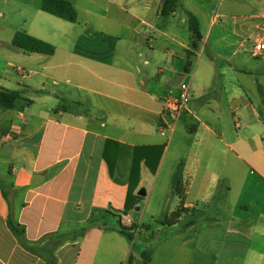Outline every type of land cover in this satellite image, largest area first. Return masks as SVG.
I'll return each mask as SVG.
<instances>
[{
  "label": "crops",
  "instance_id": "crops-1",
  "mask_svg": "<svg viewBox=\"0 0 264 264\" xmlns=\"http://www.w3.org/2000/svg\"><path fill=\"white\" fill-rule=\"evenodd\" d=\"M107 1L115 17L97 27L102 35L94 40L79 35L55 44L29 31L51 43L53 54L12 46V56L27 69H17L12 89L21 99L0 107V264H81L79 253L70 263L65 257L81 234L68 238L71 231L62 226L87 189L88 214L115 216L116 224L106 228L115 235H103L84 264H121L133 247L116 229L127 191L141 176L157 180L163 170L164 184L173 191L176 182L182 186L186 211L195 210L186 197L192 187L207 193L201 195L206 200L219 185L239 195V214L230 221L200 214L190 221L193 231L177 245L184 259L192 254L200 264L205 250L228 238L240 242L239 264H264V118L247 119L264 107V66L258 62L264 61L246 47L250 37L264 40V0H180L167 16L160 13L162 0ZM185 10L198 22L195 48ZM247 75L259 99L239 82ZM2 81L0 75V88L10 89ZM182 82L189 85L188 111L178 120L182 125L177 121L162 135V97ZM173 136L187 156L170 169L165 160ZM9 214L33 250L9 230ZM62 234L66 238L55 245ZM215 257L207 261L217 264Z\"/></svg>",
  "mask_w": 264,
  "mask_h": 264
},
{
  "label": "rangeland",
  "instance_id": "rangeland-1",
  "mask_svg": "<svg viewBox=\"0 0 264 264\" xmlns=\"http://www.w3.org/2000/svg\"><path fill=\"white\" fill-rule=\"evenodd\" d=\"M70 1L76 10V20L74 22H68L56 16L46 14L40 9L41 0H0V75L5 79L2 82L6 86L8 85V88L16 89V84L21 75L17 69H27L20 58L12 56L15 53L13 51H16L12 50L14 48L11 45V39L15 31H38L36 33L50 38L55 44H59L65 38V41L72 42L79 35H83L85 40H94L95 37L102 35L99 33L97 27H100L104 23L107 24L109 18L115 17V5L107 0ZM105 10L108 19L101 15ZM109 22L115 28V22ZM108 28L111 30V33H114V29L111 26H108ZM252 45L253 38L250 37L247 40L246 47L252 48ZM245 58H248L250 63H252L251 61L255 62V58L252 59L248 54L245 55ZM191 60L193 61L194 57ZM258 62L261 63V67L263 68V62ZM239 80V82H245L246 90L252 98L259 99L256 87L252 84L253 79L250 76L247 75L242 80ZM215 88L217 87L213 86V90ZM257 109L260 111L255 117H251L247 113V119L251 123L264 118V112H261L264 107H257ZM188 120L192 121L190 118ZM180 125H182L181 120L177 123V126ZM231 127V130L234 131L232 122ZM174 137L168 143L166 150L165 163H170V169L172 165L174 167L178 166L177 158L184 162L187 156V150L178 152L177 138ZM163 174L164 170L157 180L151 174L141 176L140 178L137 175L140 182L138 181L133 186L131 185L133 195H138L139 191H144L145 194L143 196L140 195L141 197L136 205L124 211L130 217V223L124 225L128 228L132 227L130 229L132 241L128 240V238L125 239L129 244H133V247L131 248L130 256L121 261V264H142L144 260L143 253L149 257L150 264H197L195 255L192 258L191 254L189 258L184 259L183 251H178L177 249L181 235L186 233L191 234L193 231L189 225L190 221L195 220L199 216L198 214L223 218L225 221H230L232 216L237 217L239 214V211L235 207L239 201L237 191L227 192V190L219 185L212 195L206 197L209 200H206L201 195L207 193H198L197 188L192 187L186 193V197L192 202L195 210L184 211L173 225H163L162 222L165 220V217L169 215L177 204L173 188L168 187L167 182L164 184ZM75 190L76 186L73 188L71 198L75 196ZM88 196L89 189L85 191L84 202L80 208L73 210L69 207L62 226L64 233L71 231L66 234L68 238L74 234H78V232L82 235L78 237L77 245L73 246L70 244L67 246V255H65L67 263H70L75 254L79 253L80 262L84 264L85 258L100 244L103 235H115V232L106 229L109 226H115V216L103 213L105 217L102 218V213L98 211L88 214L86 208ZM56 241L57 239L54 242ZM239 248L240 242L238 240L230 242L227 238L226 241H216L212 252L205 250L201 254L199 263L211 264L207 260L216 256L217 264H239ZM217 253L220 254L216 255ZM112 264H118V261L115 262L114 259Z\"/></svg>",
  "mask_w": 264,
  "mask_h": 264
},
{
  "label": "trees",
  "instance_id": "trees-1",
  "mask_svg": "<svg viewBox=\"0 0 264 264\" xmlns=\"http://www.w3.org/2000/svg\"><path fill=\"white\" fill-rule=\"evenodd\" d=\"M179 5L180 0H162L160 13L162 16H167ZM40 9L69 22H74L76 20V10L70 0H41ZM185 15L187 17V24L192 37V47L195 48L198 41L201 39V34L198 29V22L194 14H192L190 11L185 10ZM11 44L13 47L24 52H38L47 55H51L54 52V46L51 43L32 36L24 30H17L14 32L11 39ZM190 55L191 53L189 52L188 56ZM20 99L21 94L18 90L2 87L0 88L1 108H10L15 104L16 101ZM157 162L158 161H153V164L151 166L149 165V168L152 172L155 170ZM174 193L177 197V205L169 213V215L165 217V220L162 222L163 225L175 224L181 214L186 211L185 207H183L185 192L182 189V186H180L179 182L175 183ZM140 197V195H133L132 190L129 188L124 202V211H127L136 205ZM124 211L118 213L117 215L116 229L119 233L125 235L129 240H132V234L130 233V229H132V227L128 228L120 222V215L122 213L127 214L124 213ZM7 226L13 235L21 242L24 248L33 250V248L29 246L28 242L24 239V228L16 223L10 214L7 216ZM75 235L77 236V234H74V236ZM56 239L57 241L55 242V245L60 244L65 239V235H58ZM143 256L144 260L142 264H150L149 257L145 253H143Z\"/></svg>",
  "mask_w": 264,
  "mask_h": 264
},
{
  "label": "built area",
  "instance_id": "built-area-1",
  "mask_svg": "<svg viewBox=\"0 0 264 264\" xmlns=\"http://www.w3.org/2000/svg\"><path fill=\"white\" fill-rule=\"evenodd\" d=\"M250 53L253 57L264 61V40H256L252 45ZM189 97V85L186 82L180 84L177 92H167L163 95L162 102L167 119H164L158 125L160 134L165 135L173 131L176 122L188 111ZM120 222L122 224H129V215L121 214Z\"/></svg>",
  "mask_w": 264,
  "mask_h": 264
},
{
  "label": "water",
  "instance_id": "water-1",
  "mask_svg": "<svg viewBox=\"0 0 264 264\" xmlns=\"http://www.w3.org/2000/svg\"><path fill=\"white\" fill-rule=\"evenodd\" d=\"M144 194H145L144 191H139L138 192V195H142L143 196ZM136 209H138V207H136Z\"/></svg>",
  "mask_w": 264,
  "mask_h": 264
}]
</instances>
